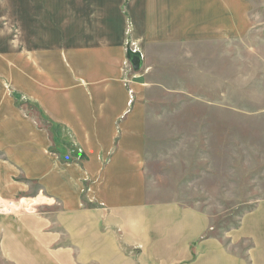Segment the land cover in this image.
Returning <instances> with one entry per match:
<instances>
[{"label": "crops", "instance_id": "1", "mask_svg": "<svg viewBox=\"0 0 264 264\" xmlns=\"http://www.w3.org/2000/svg\"><path fill=\"white\" fill-rule=\"evenodd\" d=\"M45 7L54 17L52 31L48 20L38 21L21 49L0 30V202L32 196L36 187L60 215L90 220L85 199L112 216L106 221L142 254L139 264H264V202L221 241L206 237V222L189 210L150 206L142 174L151 50L236 40L247 27L245 4L69 0L64 24L61 0ZM128 51L141 58L137 72L123 69V62L132 68ZM15 52L22 68L14 65ZM38 221L29 226L0 216V239L13 253L8 259L18 238L28 261L40 244L53 245L45 244L46 223Z\"/></svg>", "mask_w": 264, "mask_h": 264}, {"label": "rangeland", "instance_id": "2", "mask_svg": "<svg viewBox=\"0 0 264 264\" xmlns=\"http://www.w3.org/2000/svg\"><path fill=\"white\" fill-rule=\"evenodd\" d=\"M240 1L247 27L238 39L155 48L145 70L149 85L142 174L147 203L201 216L206 237L221 241L264 202V0ZM52 2L0 0V30L21 49L33 39L38 21L48 20L52 31L54 17L43 8ZM61 2L64 24L69 0ZM13 60L22 68L18 52ZM126 63L125 73L134 72ZM33 188L32 196L12 203L16 207L0 202V216L29 226L45 222L44 242L53 245L40 244L35 260L28 261L18 238L12 261L13 253L0 239V264H139L142 254L121 239L117 226L106 221L112 216L101 208L83 199L94 212L92 219L60 215L57 205ZM90 221L92 228L86 226ZM57 234L60 244L54 240Z\"/></svg>", "mask_w": 264, "mask_h": 264}, {"label": "water", "instance_id": "3", "mask_svg": "<svg viewBox=\"0 0 264 264\" xmlns=\"http://www.w3.org/2000/svg\"><path fill=\"white\" fill-rule=\"evenodd\" d=\"M129 62L131 64L132 70L137 72L141 68V58L137 52L128 51Z\"/></svg>", "mask_w": 264, "mask_h": 264}, {"label": "built area", "instance_id": "4", "mask_svg": "<svg viewBox=\"0 0 264 264\" xmlns=\"http://www.w3.org/2000/svg\"><path fill=\"white\" fill-rule=\"evenodd\" d=\"M135 52V51H134ZM10 205H13L12 203H9ZM8 213H10L11 211H7Z\"/></svg>", "mask_w": 264, "mask_h": 264}]
</instances>
